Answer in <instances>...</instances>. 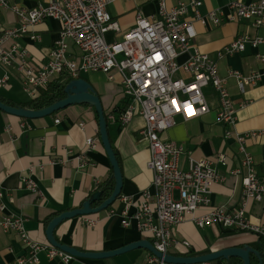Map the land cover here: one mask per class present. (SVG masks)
Masks as SVG:
<instances>
[{
	"label": "built area",
	"instance_id": "obj_1",
	"mask_svg": "<svg viewBox=\"0 0 264 264\" xmlns=\"http://www.w3.org/2000/svg\"><path fill=\"white\" fill-rule=\"evenodd\" d=\"M27 1L0 0V13L3 9L12 10L18 16L17 24L0 28V67L15 69L28 98H35L39 88L61 75L77 79L84 73L101 72L114 80L119 74L123 102L108 113L107 120L119 127L129 124L136 115L144 120L139 135L149 146L151 156L147 166L153 172V191L144 190L138 199L120 195L122 207L111 208L110 216H120L125 227L135 224L139 232L149 235L155 249L163 254H170V250L179 253L191 247L188 239L173 235V228L188 217L200 228L216 224L224 230L264 235V226L256 225L246 217L250 200L264 198V183L257 176L254 157L246 143L264 130L242 134L235 129L237 109L227 78L218 73V58L201 51L194 42L196 21L203 25L209 22L218 25L226 20H247L253 27H264V0L250 3L234 0L228 4V14L217 8L205 15L199 11L204 0H180L172 7L167 6L166 0H158V16L148 17L139 12L135 25L111 41L107 33L120 31L118 21L108 10L116 0H46L34 7L27 6ZM50 18L59 20L61 28L46 60L40 65L32 62L28 49L19 43L5 44L24 35L32 42L40 40L34 27ZM262 43V36L242 32L219 52V57L244 51L248 44L257 48ZM119 56L123 57L120 59ZM257 56L264 62V54ZM229 75L244 89L261 79L264 71L244 74L234 70ZM9 79L8 72L0 74V89L7 87ZM212 109L218 120L228 127L225 136L235 138L242 155V167L235 170L236 174L243 175L241 204L237 208L212 207L210 203L213 184L224 181V175L217 171L214 161L225 165V154L218 153L215 159L189 156L188 166L183 167L184 147L161 138V133L176 124L177 115L189 120ZM80 125L85 126L83 122ZM97 140L94 136L87 137L85 150L76 156L79 167L88 164V154L97 147ZM23 181L28 190L39 191L31 177ZM5 196L0 184V226L6 232L18 234L25 246L26 253L18 258V264H38L40 253H45L50 260L69 262L75 258L51 243L33 240L25 229L24 217L8 212ZM202 207L206 211L197 214ZM98 221L96 216L83 215V222L90 227ZM147 261L150 264L166 263L153 253Z\"/></svg>",
	"mask_w": 264,
	"mask_h": 264
},
{
	"label": "crops",
	"instance_id": "obj_2",
	"mask_svg": "<svg viewBox=\"0 0 264 264\" xmlns=\"http://www.w3.org/2000/svg\"><path fill=\"white\" fill-rule=\"evenodd\" d=\"M46 0H28L26 5L34 7ZM180 0H166L172 7ZM188 1V0H182ZM234 0H204L199 7L201 14L221 8L229 13L228 4ZM250 3L257 0H240ZM114 20L118 21L120 31L107 33L111 41L120 38L125 31L135 25L139 12L145 16H158V0H116L108 6ZM191 16V15H190ZM18 23V16L12 10L3 9L0 13V28ZM247 20L240 22L224 21L218 25L196 21L197 36L194 40L198 48L218 58V73L227 78L229 92L234 100L237 112L235 129L242 133L264 130V76L255 84L241 89L230 71L238 70L244 74L252 71H264V62L257 56L264 54V43L254 48L250 44L244 51L234 55L219 57L225 46L230 44L239 33L249 32L264 38V27L256 28ZM61 22L57 19H46L34 27L40 40L31 41L29 36L8 40L17 42L29 51L33 63L40 65L46 60L47 53L59 36ZM10 71L0 67L1 74L9 73L10 79L22 90V82L14 68ZM91 83L100 96L105 112L110 113L123 102L120 75L109 80L104 73L90 72L81 75ZM3 88L0 89V91ZM24 93V92H23ZM25 94V93H24ZM26 95V94H25ZM1 97L15 102L27 99L18 98L12 91L0 93ZM214 96V95H212ZM17 97V98H16ZM247 104L242 107V103ZM56 119H60L56 122ZM176 124L161 133V138L174 141L186 150L181 157L183 167L188 166L189 156L195 159L213 158L218 153L227 157L224 165L214 161L215 168L224 175V181L213 184L210 194L212 207L237 208L242 198V155L239 153L235 138H227L228 127L217 118L215 109L200 117L186 120L181 115L175 117ZM83 122L84 127L80 125ZM110 124V123H109ZM144 125L141 116L124 127L110 124L109 136L119 160L124 185L121 195L140 198L144 190L153 191V172L147 161L151 154L148 143L142 140L139 131ZM97 137V147L88 154V164L79 167L76 156L86 148L87 137ZM247 149L254 157L257 176L264 183V132L247 140ZM113 168L101 140L96 111L91 104H75L54 114L40 118H25L10 114L0 109V184L6 192L5 203L8 212L18 213L24 217V226L30 237L40 243H49L46 230L49 222L64 211L81 208L83 203L95 193L101 185L111 179ZM31 177L38 185V192L24 186V178ZM109 197L103 193V200ZM102 201H96L97 206ZM121 208L117 199L108 209L91 214L99 218L95 226L83 222V215L66 219L55 229L56 238L64 244L82 251H108L125 246L134 241L149 239V235L139 232L135 224L125 227L120 216L111 215V208ZM202 207L197 214H202ZM246 217L256 225L264 226V198L261 201L250 200L246 208ZM173 235L179 239H188L191 247L176 253V256H199L232 246L249 244L261 252L260 233L251 231H229L213 224L205 228L198 227L192 220L178 224L173 228ZM150 240V239H149ZM25 246L15 232H6L0 226V264H18L17 260L24 255ZM148 249L137 248L125 253L103 258L90 259L75 257L69 262L61 259L50 260L45 253L39 254L38 264H150ZM237 264H243L236 259ZM251 263L258 264L259 259L251 254ZM174 264V263H165ZM206 264H229L226 260H214Z\"/></svg>",
	"mask_w": 264,
	"mask_h": 264
},
{
	"label": "water",
	"instance_id": "obj_3",
	"mask_svg": "<svg viewBox=\"0 0 264 264\" xmlns=\"http://www.w3.org/2000/svg\"><path fill=\"white\" fill-rule=\"evenodd\" d=\"M64 92L66 94L64 98L59 99L55 103L38 110H32L21 106H14L0 99V109L10 114L31 119L54 114L60 110L67 108L68 106L75 104H91L97 111L100 136L113 168L115 187L111 195L104 200V192L102 190L96 191L89 199H87L83 203L81 208L64 211L60 215L54 217L49 222L46 230L49 243L79 258L103 259L113 257L133 249L145 248L156 256L163 258L166 263L193 264L207 263L214 260H226L229 262V264H235V260L240 259L242 260L243 264H252L251 254L253 253L259 259L258 264H264V257L262 256L261 252L250 246L249 244H245L243 246L227 247L199 256H176L169 253L163 254L162 252L157 251L153 243L149 239H141L116 249L100 252L82 251L77 249L76 247L64 244L59 241L55 236V229L61 222L66 219L99 213L103 210L108 209L122 194L124 185L122 169L116 152L110 141L108 121L105 116V109L100 96L96 93L91 83L83 77L72 79L71 81H69L64 87ZM96 201L102 202L97 206H93Z\"/></svg>",
	"mask_w": 264,
	"mask_h": 264
},
{
	"label": "trees",
	"instance_id": "obj_4",
	"mask_svg": "<svg viewBox=\"0 0 264 264\" xmlns=\"http://www.w3.org/2000/svg\"><path fill=\"white\" fill-rule=\"evenodd\" d=\"M71 80H72L71 76L61 75L59 78L52 80L46 86L39 88L38 95L33 99H27L21 102L11 101L1 96H0V99L14 106H21V107L32 109V110H38V109L47 107L55 103L59 99L64 98L66 96L64 92V87ZM91 106L96 111L95 107L93 105ZM115 109L116 107L113 108L112 111H115ZM119 109H123V107H120ZM107 115L108 114L105 112L106 119H107ZM96 119L98 120L97 111H96ZM109 126L110 124L108 121V128ZM114 187H115V178H114V175H112L111 179H109L105 185H101L97 191L102 190L106 195L110 196ZM260 244H261V254L264 257V237L263 236L260 237ZM235 264H237L236 261H235Z\"/></svg>",
	"mask_w": 264,
	"mask_h": 264
},
{
	"label": "rangeland",
	"instance_id": "obj_5",
	"mask_svg": "<svg viewBox=\"0 0 264 264\" xmlns=\"http://www.w3.org/2000/svg\"><path fill=\"white\" fill-rule=\"evenodd\" d=\"M123 56H119V58L121 59ZM4 69H6L8 72L10 71L9 68L7 67H4ZM0 74H1V71H0ZM6 91H9V92H13L15 94L18 95V98H24V99H27V96L23 93V91L20 90V87L19 86H16L15 85V81L14 80H11L10 82V85L8 88H3L0 93H3V92H6ZM17 98V97H16Z\"/></svg>",
	"mask_w": 264,
	"mask_h": 264
}]
</instances>
